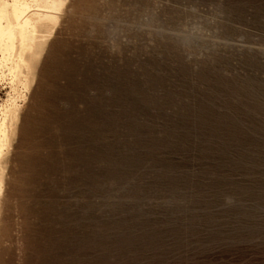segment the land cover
<instances>
[{
    "label": "rangeland",
    "instance_id": "374dc122",
    "mask_svg": "<svg viewBox=\"0 0 264 264\" xmlns=\"http://www.w3.org/2000/svg\"><path fill=\"white\" fill-rule=\"evenodd\" d=\"M96 1L76 0L119 46L72 37L71 20L48 41L0 264H264V0ZM52 55L76 67L52 73ZM91 99L93 135L74 132L69 110Z\"/></svg>",
    "mask_w": 264,
    "mask_h": 264
},
{
    "label": "bare ground",
    "instance_id": "6f19581e",
    "mask_svg": "<svg viewBox=\"0 0 264 264\" xmlns=\"http://www.w3.org/2000/svg\"><path fill=\"white\" fill-rule=\"evenodd\" d=\"M102 1L96 3L99 5ZM78 6L76 0H0V247L10 236L12 216L16 207L9 188L10 178L7 176L9 163L18 160L17 156L14 157L11 153V149L22 129V112L26 106L37 63L48 41L63 22L71 20L72 37H81L91 45H107L112 48L119 46L114 36L116 28L105 22L107 16L101 15L97 8L81 12ZM83 18L87 20L85 25L75 23ZM145 24L151 25V17H148ZM185 39L180 37L179 41L184 46H190ZM44 64L52 69V73L59 72V67H76L73 61L53 55L47 58ZM63 74L67 86H75L76 81L72 75L68 72ZM84 103L82 109L72 107L69 110L72 120L67 125L74 132L84 133L86 130L92 134L95 122L104 112L94 99ZM62 116V112L55 110L54 117L61 120ZM63 122L62 120L60 123ZM20 144L30 143L21 141ZM71 156L78 161L84 159L76 153Z\"/></svg>",
    "mask_w": 264,
    "mask_h": 264
}]
</instances>
